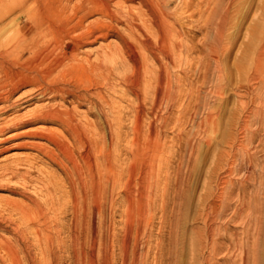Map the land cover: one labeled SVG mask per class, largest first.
<instances>
[{
  "label": "rangeland",
  "instance_id": "obj_1",
  "mask_svg": "<svg viewBox=\"0 0 264 264\" xmlns=\"http://www.w3.org/2000/svg\"><path fill=\"white\" fill-rule=\"evenodd\" d=\"M19 1H0V43L10 40L9 62L14 63V69L26 75L36 72L44 78L51 73L50 78L60 83L90 88L93 97L92 103H78L73 96L63 99L38 95V86L19 87L23 80L17 81L14 107L0 114V126L14 116L27 118L42 106L68 110L76 115L75 121L86 122L93 137L105 136L110 163L121 162L124 167L121 188L110 194L111 201L101 204L100 212L95 211L91 219L96 238L105 240L96 252L94 264H123L125 260L127 264H242L246 258L251 260L252 255L264 260V0H192L194 11L185 14L179 9L187 0L166 3L168 14L180 15L182 22L175 29L182 33L185 47H189L181 55L183 64L169 69L172 85L178 86L176 90L181 87L172 108L164 100L156 107L150 104L152 96L141 93L142 76L137 78L136 71L128 66L124 50L128 35L124 27L126 14L140 18L135 23L144 31H154L146 11L149 5V9L152 7L150 0H24L23 6H17ZM28 9H32L29 15L34 13L33 22L24 24ZM118 10L120 14L115 13ZM192 11L195 14L189 17ZM34 19L39 22L40 34L33 28ZM106 50L112 55L104 59ZM132 50L134 54L138 51L140 73L144 64L157 67L152 59L142 62V53L146 56L142 48ZM59 60L66 65L65 69L58 66ZM184 60L188 63L184 64ZM16 63L27 65V69L17 67ZM44 78H39L43 86ZM133 91L138 93L137 100ZM35 129L46 135H67L61 125L44 123L7 131L0 135V142ZM31 141L50 147L47 141L28 138L0 144V149L8 147L0 153V173L6 166L18 169L16 177H0V199L26 201L7 191L24 186L25 190L20 191L39 201L63 202L60 194L47 193L51 188L48 179L59 183L60 191L68 190L61 186L62 175L56 166L47 165L46 158L35 159L36 151L18 146ZM68 141L72 142L69 138ZM29 164L34 169L25 180L19 175L29 169ZM242 202L246 206L242 207ZM254 210L258 214L252 216L250 212ZM250 216L259 217V223L253 226ZM213 249L216 252L211 257L208 253Z\"/></svg>",
  "mask_w": 264,
  "mask_h": 264
},
{
  "label": "bare ground",
  "instance_id": "obj_2",
  "mask_svg": "<svg viewBox=\"0 0 264 264\" xmlns=\"http://www.w3.org/2000/svg\"><path fill=\"white\" fill-rule=\"evenodd\" d=\"M24 2H25L24 0H20L17 6H23ZM95 2H96V0H95ZM149 2L152 4V7L149 9L150 5L148 4L149 6L146 9V11L148 13L147 17H149L148 23H149V26H151L150 28L153 27L152 28V31L154 29L153 32H149L148 30L144 31L143 28H141L142 26H139L137 23H135L136 20H139L140 18H138L137 16L132 17L131 15L126 14V18H125L126 24L124 25V27L126 28L128 35L124 41V50H125V54H126V59L130 63V64H128V63H126V64H128L129 67L131 66L132 70L136 71V74H137L136 76H138V75L142 76V81H141L142 84H140L141 88H139V89L141 90V93L144 96H146L148 94L152 96V101L150 104L153 107L160 105L163 100H164L166 106H170V105L174 104V102L176 101L175 97L178 96V95L176 96V93L177 94L179 93L178 89L181 87L177 88V90H178L177 91L176 87H178V86L174 87L172 85V83L170 81L169 69L172 66L175 67V65H177V64H178V66H181L183 64V61L181 59V55L184 56L183 54L187 53L186 48H189V47L187 46V44L185 47V45L182 42V38H181L182 33L179 30L175 29V25L179 24V22H182L180 15L173 14V16H172L166 12V10H167L166 9V3L169 2V0H150ZM105 3H106V1H105ZM144 3H142V5ZM212 3H213V1L211 2V4ZM146 4H147V2H146ZM191 4H192V0H187L186 2L182 3L181 8L179 9L181 11V13L185 14L187 12H190L189 10L192 9ZM44 6H42V7H44ZM207 6H208L207 8L209 9L208 4H207ZM69 7H71V6H69ZM99 7H97V8H99ZM142 7L144 8V6H142ZM199 7H200V4H199ZM210 7H212V6H210ZM196 8L197 7H195V11H196ZM106 9L104 8V11ZM31 10L28 9L26 11L27 12L26 13L27 19H26V21H24V24L26 22H31L33 20L34 13L30 14V15L28 13V11H31ZM137 10H141V9L138 8ZM99 11H100V9H99ZM104 11H102V12H104ZM115 11H117V10H115ZM197 11H198V9H197ZM127 12H128V10H127ZM192 12L189 13V17H192L195 14V12H193V13ZM112 13L114 14V12H112ZM115 13L120 14L121 12H119V10H118V12H115ZM139 13H141V12H139ZM142 13H145V12H142ZM109 15H111V13ZM144 15L146 16V14H144ZM199 15H200V13H199ZM203 15L201 14V18ZM134 16H135V13H134ZM73 18H75V17H73ZM73 18H72V20H73ZM115 19H116V17H115ZM169 19H172V23L169 22L170 21ZM116 20H118V19H116ZM34 21L36 22L35 19H34ZM122 21H123V17H122ZM116 22L118 23V21H115V23ZM24 24L19 25L20 32L23 30ZM143 24H144V22H143ZM149 26H147V27H149ZM39 27H40V25H39V22L37 21L36 24L33 26V28H36V30H37V28H39ZM37 31H39V34H40V30H37ZM27 32H28V30H27ZM24 33H26V32H24ZM47 38H48V36H47ZM79 39H81V37ZM31 40H33V39H31ZM31 44H32V42H31ZM9 46H10V40L9 39L8 40L5 39L2 43H0V48L4 47V49L0 50V75H2L0 78V105H1L0 106V114H4L14 107L13 96H14L15 92L18 91L17 89L20 86L22 87L25 85L38 86V89L40 92V94L38 93V95H50V97L59 96L63 99L66 96H73V98L76 99L78 103L79 102H87V103L91 102L90 98H91V96H92L91 94L93 92L90 93L89 92L90 88L88 89V87L79 89L74 84L70 85L71 83L70 84L60 83L62 81L58 82V80L55 81L54 79H51L50 76L52 74L50 73L51 74V75L49 74L50 76L46 75L48 73L45 74L44 71L43 72L46 75L45 78L40 76L36 72L26 75L24 71L18 70V68L14 69V67H13L14 63L9 62V59H10L9 57L12 56L11 55L12 51L9 49L10 48ZM29 46L31 47V45H29ZM106 47L108 49H110L109 45ZM134 48H139V49L142 48L146 52V56H145V54H143L144 52L141 55V57L143 56L141 58L142 62L146 58H149V59H152L153 61H155L157 63V67L151 68V67H149V65L147 66L144 64V66L141 70V73H140V61H138L139 57L136 55V53H138V51H136V53L134 54V52L132 50ZM143 50H141V51H143ZM36 51H38V50H36ZM46 51H47V49H46ZM209 51H210V49H209ZM26 52H27V49H26ZM34 52L31 54L33 55ZM211 52L214 53V56H215L214 58H215V62H216L217 56H216L215 49H213V51H211ZM121 53H122V51H121ZM140 54H141V52H140ZM111 55H112V53L110 51H107V50L104 51V59L110 58ZM98 57H100V55ZM17 58H18V56H17ZM47 59H49V58H47ZM194 59H195V57H194ZM200 61H201V59H200ZM105 62H106V60H105ZM58 63H59L58 66H60L62 70L65 69L66 65L63 63V61L59 60ZM185 63L187 64L188 62L187 61L185 62V60H184V64ZM77 64H79V62H77ZM200 64H201V62H200ZM21 65L23 66L24 70L27 69V65L22 64V63H20V64L16 63L17 67H19ZM199 66H201V65H199ZM199 66H198V68H199ZM67 69H69V68H67ZM90 69L92 71H95L94 66H90ZM189 69H190V67H189ZM199 69L197 70V72L199 71ZM76 70H75V72H76ZM58 72H56V74ZM139 76L137 78H139ZM259 76L258 77L261 78V75H259ZM39 78H44V80H46V85H44V86L41 85ZM22 80H23V83H21ZM17 81L18 82L21 81V82H19V83H21L19 85V87L16 84ZM8 86H11L10 87L11 89H8ZM133 90L136 92L135 89H133ZM134 91H133V94H135ZM36 92H37V90H36ZM96 92H98V91L95 90V93ZM137 94H135V98H136ZM99 96L100 95H98V97ZM151 96H149V97H151ZM138 97H139V95H138ZM101 99H102V97H101ZM137 99L138 98H136V100ZM140 99H142V98H140ZM29 100H32V98L26 100V102H28ZM98 101H99V99H98ZM104 102H105V100H104ZM144 102H145V100H144ZM96 104H99V103H96ZM138 104L140 105V103H138ZM142 104H143V102H142ZM78 105H80V104H78ZM147 105H148V103H147ZM175 105H176V103H175ZM107 106H109V105H107ZM48 107H49V105H48ZM99 107H100V105H99ZM105 108H107V107H105ZM164 108H166V107L164 106ZM170 108H172V107L170 106ZM165 111H167V110H165ZM138 114H136V115H138ZM102 116H101V118H102ZM14 117L11 119H8V120L4 121V123H2V125L0 126V135H3L7 131H10V130H18V129L29 127V126H32L35 124L41 125L44 123L57 124V125H61L64 128L63 130H65V133L67 134L66 136H63L60 134V136L58 137L57 135L55 136V134L53 135L50 133H49V135H46L44 131H41L40 129H35L33 131L21 132V134L15 135L13 138H8V139H5L4 141H1L0 144H4V143H6L9 140H12L14 138H16V139L28 138V139H32V140H43L45 142L47 141L48 144L50 145L49 148H44V147L36 144L33 141H31L29 143L28 142H21L19 145L18 144L17 145L19 147H23V149H24V147H28L31 150L36 151L37 152V158H35V159L41 160L42 158H46L49 162L47 165L56 166L57 170H59L60 174L62 175V180L60 182L61 186L66 187L68 190H66V191L61 190L60 191L59 190L60 187L57 186L59 183L58 184L53 183L54 179H53V181H52V179H48L49 185L51 186V188L47 189V193L53 192V193L60 194V196H61L60 198L63 200V202H60L58 204H55V202L54 203H52V202L48 203L46 201L42 202V201H39L37 198L30 196L29 194L28 195L23 194L20 190L24 191L26 188V187L24 188V186H22V188H18L16 186L10 187L7 190L11 194L21 196L22 198L26 199V201H23V200L18 201L17 199L11 200V199H5V198L0 199V264H94L96 252L98 253L100 251L99 246H103V244L105 243V240H102L103 238L102 239L96 238L97 235H95V232L93 231V228L91 226V223H92L91 219L93 218L95 211L96 212L98 211V213L100 212L101 208H99V207L101 206V204L103 206V203H105L108 200V197L110 196V194H113V192H115L116 188L120 187V183L122 182L123 173H124L123 172V169H124L123 165L121 166V162L120 163L117 162L116 165L111 164L110 163L111 160L109 159L110 155L108 156V153H109L108 152V144L105 141L106 140L105 136L102 137V136L98 135L97 137H93V135L90 132L89 126L87 124H85L86 122L84 124H81V123L75 121L76 115L75 116L72 115L70 113V111H68V110L61 111L60 109L57 110L54 108H47L46 106L45 107L42 106L39 109L36 108L31 113V115L27 116V118H24L23 116L22 117L18 116L15 118ZM114 117H116V116H114ZM115 133H117V132H115ZM103 135H105V134L103 133ZM68 138L72 142H69ZM17 145H16V147H17ZM110 149L111 148H109V150ZM7 150H8L7 146L4 148H1L0 153H3ZM117 152H118V155L120 156L121 155V153L119 154L120 151H117ZM112 161H113V159H112ZM115 161H117V159H115ZM29 165H28L29 169L25 170L23 174L19 175L20 177H22L25 180H27V177H29L30 174L32 173V171H30V170L34 169L31 164H29ZM122 167H123V169H122ZM2 169H1L2 172L0 173V177H4V176L9 175V176H11V178H13V177H16V175H18V169L15 167L6 166ZM219 195H220V193H219ZM48 196H49V194H48ZM124 196L128 197V195H124ZM39 197H40V195H39ZM220 197L222 198V196H219V198ZM12 199H14V198H12ZM109 200H110V198H109ZM242 203H243L242 207L246 206L244 204V202H242ZM214 205H217V204L215 203ZM240 209H242V208H240ZM247 209L249 211L250 207H248ZM250 213H252V216H253V214H255L257 212L254 210L253 212H250ZM252 216H250L249 218H250L252 225L255 226V225H257V223H259V221H258L259 217L257 218L255 216V218H252ZM101 217H102V214H101ZM206 217H208V216H206ZM202 218H205V217H202ZM97 219H98V216H97ZM208 220L210 222V219H208ZM99 222H100V220H99ZM98 226H99V223H98ZM206 228H207V226H206ZM207 231L208 230H206V234H207ZM254 231H256V230H254ZM211 233H213V232H211ZM203 235H204V233H203ZM253 244L254 243H252L251 245H253ZM111 245H112V243H111ZM251 245H250V247H251ZM242 247H243V245H242ZM252 248H253V246H252ZM120 249H121V247H120ZM215 249H213V252L210 251V254L208 253V255H210L212 257L213 254L216 252ZM106 250H107V248H106ZM132 250L130 249V251H132ZM230 250H231V248H230ZM202 251H204V250H202ZM129 253H132V252H129ZM107 254H106V256L108 257L109 255H107ZM125 254H126V252H125ZM232 254H234V253H231V255ZM121 255H122V253H121ZM133 255L135 256V254H133ZM130 256L129 257L132 258V254ZM111 257H112V255H111ZM109 258H110V256H109ZM109 258H108V262L110 261ZM136 258H138V257H136ZM136 258L134 259L135 261H136ZM208 260H210V259H208ZM261 260L262 259L259 260V259L254 258V256L252 255L251 260L246 258L245 260H243L242 264H264V262H262L264 260H262V261ZM125 261L127 262V260H125ZM140 261H138V262H140ZM130 262H131V260L129 261V263ZM235 262H236V259H235ZM125 263H123V264H125ZM108 264H111V263H108Z\"/></svg>",
  "mask_w": 264,
  "mask_h": 264
}]
</instances>
